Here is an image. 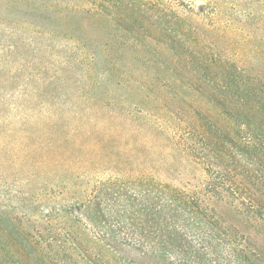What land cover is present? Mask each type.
<instances>
[{"label":"trees","instance_id":"obj_1","mask_svg":"<svg viewBox=\"0 0 264 264\" xmlns=\"http://www.w3.org/2000/svg\"><path fill=\"white\" fill-rule=\"evenodd\" d=\"M124 1L6 0L25 4L26 16H83L95 46L73 44L77 62L90 73L105 57L100 73L113 88L87 106L95 123L75 112L68 125L41 119L29 101L8 103L27 93L0 87V131L21 135L10 166L28 165L23 210L9 225L1 220L11 204L0 199V264H264V70L219 51L237 3L195 1L206 7L184 31L159 5L179 14L190 0ZM105 22L114 28L106 37ZM0 26L9 36L49 33L1 12ZM12 48L1 45L0 56ZM110 120L118 136L99 129ZM143 127L147 143L135 138Z\"/></svg>","mask_w":264,"mask_h":264},{"label":"rangeland","instance_id":"obj_2","mask_svg":"<svg viewBox=\"0 0 264 264\" xmlns=\"http://www.w3.org/2000/svg\"><path fill=\"white\" fill-rule=\"evenodd\" d=\"M195 1L199 2V0H190L191 4L186 5L185 10L180 11L179 14L174 9L167 7L164 2L160 3L159 8L166 13L167 21L175 20L174 18L177 17L178 20L176 21L184 27V31H194L197 17H200V14L197 13L204 12V7H206V4L202 7L195 6ZM206 1L201 0V2ZM126 2L128 1L125 0L124 4ZM233 2L237 3L235 5L237 17L231 26L224 28L228 44L219 51L222 53V50H225L226 52L223 53L225 56L238 58L237 64L241 67L247 66L264 70V20H262L264 19V0H233ZM19 3L18 6H15L11 2L7 3L6 0H0V12L21 19L28 17L30 20L40 22L49 33L35 38H33L31 31L9 36L8 31H6L7 28H0L2 31L0 46L3 44L13 46L11 57L6 59L0 56V87L10 88L11 92L13 89H23L27 93V96H23L22 92L20 94L15 93L12 98H8V103L18 105L23 102L26 104L29 101L27 106L32 108L35 114L41 116V119L47 118L48 120L51 114L55 120H63L62 118H64L70 125L74 119L72 116L77 112L78 115H85L88 118L87 124L95 123V116L91 110L86 108L90 104L101 105L96 102L97 97L108 94L113 88V82L109 76L100 73L101 68L105 66V57H97L91 64L92 71L87 73L83 67L84 63L77 62L81 51L77 47L80 44L83 48L84 46L87 48L95 46V42L91 38L96 27L86 22L83 16L74 18H69L68 15L63 16L62 14L67 13L65 10L56 9L50 12L48 16L42 17L26 16L22 12L26 5ZM247 11L254 14V20H249V23L246 24L247 21L244 22V17L241 15ZM260 15L262 17L257 18ZM220 24H222V18L215 22L217 26ZM99 26L104 32V37L112 35L114 28L111 23L106 24L105 22ZM204 35L206 39L215 38L209 33ZM217 38L222 45L223 42L220 41V37ZM29 41L30 44H28ZM73 44H76L77 47ZM158 49L165 51L163 48ZM122 60L125 61V58ZM157 67L154 66V68ZM112 71L116 74L119 72L116 68ZM51 104L53 107L50 108ZM4 112L5 110L2 114ZM5 114L8 116V112ZM113 124H116V120L106 122L104 127L99 125V129L108 133V128H114ZM149 132L148 127L140 128L137 131L138 136L135 138L147 143L146 134ZM109 133L113 136L119 135V131L114 129ZM20 136L19 133L11 134L0 131V154H6L5 162L0 161V199L4 203L11 204L9 207L12 210V212L9 210L2 218L1 225L4 226L10 224L13 211L19 214L23 210L19 207L18 202H20L22 194L25 193L22 192L25 190L22 184L26 179L24 174L28 165L21 168L15 163L10 166V160H16L20 153L17 145L18 140L21 139ZM4 141L7 142V146L2 145ZM162 154V157L167 156V153ZM17 193L19 194L18 199L16 196L14 199L10 198L11 194Z\"/></svg>","mask_w":264,"mask_h":264}]
</instances>
